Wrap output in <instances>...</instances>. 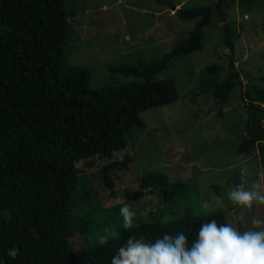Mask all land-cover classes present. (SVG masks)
I'll return each mask as SVG.
<instances>
[{
  "label": "trees",
  "instance_id": "obj_1",
  "mask_svg": "<svg viewBox=\"0 0 264 264\" xmlns=\"http://www.w3.org/2000/svg\"><path fill=\"white\" fill-rule=\"evenodd\" d=\"M76 1L0 0L3 264H110L112 254L129 235L152 240L164 232L184 231L192 239L203 221H229L223 211L211 215L186 213L167 222H140L130 229L123 226L118 237L104 244L88 245L84 241L89 236L91 221L77 213L78 208L79 212L83 208L82 195L90 197L87 190L96 182L105 186L99 189L115 195V179H122L119 171L124 168L121 163L108 160L128 146V135L134 127L144 126L142 111L178 101L174 79L155 78L176 58L202 51L205 28L212 24L216 12L224 22L229 53L225 66L212 64L200 72L195 96L212 94L224 104L238 89L247 114L246 136L238 152L253 153L257 149L264 169V77L248 78L250 83L246 85L236 66V44L227 23V8L235 0L179 9L175 14L178 19L194 22L188 35L161 59L110 67L111 72L138 81L99 89L92 88L89 70L78 66L65 68L69 21L75 16L71 6ZM255 1L258 0H247ZM243 8L245 11L246 7ZM81 164L86 169L80 168ZM123 165L127 166V162ZM97 168L103 169L101 174L95 172ZM179 187V181L171 182L164 174L150 172L140 180L137 189L124 190L127 202L157 190L165 201L178 195ZM74 236L82 240L81 245L72 243ZM12 248L18 250L14 257L8 254Z\"/></svg>",
  "mask_w": 264,
  "mask_h": 264
},
{
  "label": "rangeland",
  "instance_id": "obj_2",
  "mask_svg": "<svg viewBox=\"0 0 264 264\" xmlns=\"http://www.w3.org/2000/svg\"><path fill=\"white\" fill-rule=\"evenodd\" d=\"M215 1L77 0L71 6L75 16L69 21L65 68L78 66L89 70L93 89L138 81L135 77L111 72L110 67L161 59L194 26V22L178 19L176 12L183 7L212 5ZM213 16L212 24L205 28L202 51L176 58L155 78L174 79L178 101L142 111L140 117L144 126L134 127L128 135V146L108 160L117 161L124 168L119 171L122 179H115V195L99 189L105 187L100 181L95 183L96 187L90 185L92 189L87 190L90 197L82 195L83 208L81 212L78 208L77 213L91 221L87 241L83 240L88 245L100 243L101 236L109 241L120 235L124 226L120 214L123 203L130 204L137 213L134 224L154 220L167 222L186 213L211 215L220 211L241 228L251 226L254 219H264V206L245 208L227 197V192L236 184L251 187L253 182H258L264 187L261 176L257 177L262 173L258 150L238 152L246 136L247 120L243 111L245 103L238 89L224 104L212 94L195 96L200 72L212 64L225 66L229 53L224 22L218 12ZM227 23L233 32L236 66L244 84L250 83V78L264 77V0L254 3L235 0L227 8ZM123 162H127V166ZM80 168L86 169V165L81 164ZM102 170L97 168L95 172L101 174ZM150 172L164 174L171 182L179 181L181 192L163 201L157 190L127 202L124 188L137 189L140 180ZM205 200L214 206L204 209ZM71 240L78 246L82 243L77 236Z\"/></svg>",
  "mask_w": 264,
  "mask_h": 264
},
{
  "label": "clouds",
  "instance_id": "obj_3",
  "mask_svg": "<svg viewBox=\"0 0 264 264\" xmlns=\"http://www.w3.org/2000/svg\"><path fill=\"white\" fill-rule=\"evenodd\" d=\"M227 197L245 208L264 206V187L258 182L251 187L236 184ZM202 204L204 209L214 206L208 200ZM120 214L125 229L132 228L137 213L131 205L123 203ZM106 242L107 237L101 236L100 243ZM17 251L12 248L8 254L14 257ZM110 264H264V219H254L245 228L208 219L199 224L192 239L184 231L164 232L152 240L132 234L116 248Z\"/></svg>",
  "mask_w": 264,
  "mask_h": 264
},
{
  "label": "crops",
  "instance_id": "obj_4",
  "mask_svg": "<svg viewBox=\"0 0 264 264\" xmlns=\"http://www.w3.org/2000/svg\"><path fill=\"white\" fill-rule=\"evenodd\" d=\"M226 167H228V166H226ZM230 167H231V166H230ZM228 168H229V167H228ZM261 168H262V166H261ZM261 170H262V173H259L257 177H260V176H261L260 179H262V181H263L264 169L262 168Z\"/></svg>",
  "mask_w": 264,
  "mask_h": 264
},
{
  "label": "water",
  "instance_id": "obj_5",
  "mask_svg": "<svg viewBox=\"0 0 264 264\" xmlns=\"http://www.w3.org/2000/svg\"><path fill=\"white\" fill-rule=\"evenodd\" d=\"M173 8H175V7H173Z\"/></svg>",
  "mask_w": 264,
  "mask_h": 264
}]
</instances>
